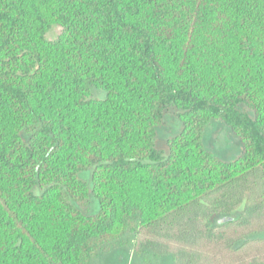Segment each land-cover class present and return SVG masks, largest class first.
Wrapping results in <instances>:
<instances>
[{
  "label": "trees",
  "instance_id": "1",
  "mask_svg": "<svg viewBox=\"0 0 264 264\" xmlns=\"http://www.w3.org/2000/svg\"><path fill=\"white\" fill-rule=\"evenodd\" d=\"M216 120L232 162L204 147ZM126 246L264 264V0H0V264Z\"/></svg>",
  "mask_w": 264,
  "mask_h": 264
},
{
  "label": "rangeland",
  "instance_id": "2",
  "mask_svg": "<svg viewBox=\"0 0 264 264\" xmlns=\"http://www.w3.org/2000/svg\"><path fill=\"white\" fill-rule=\"evenodd\" d=\"M61 29L54 27L47 35L49 40H56L60 34ZM94 96L103 98L105 94L103 92L94 90ZM182 131V124L177 116V112L173 109L167 111L164 115L162 125L157 129L156 147L165 156L168 155V141L177 136ZM203 144L206 150L210 151L221 161L232 162L236 160L243 152L242 145L234 135L233 131L223 121H213L206 129ZM88 174L81 175L82 179H87ZM258 195V194H255ZM95 202V201H94ZM91 203L89 211L91 213L96 212L97 206L95 203ZM239 213L233 214L231 218L238 216L242 213L243 206L238 210ZM226 217L215 216L212 219L213 225H218ZM172 259L170 256L157 258L147 253L137 256L130 247L119 248L109 254L100 255L91 264H171Z\"/></svg>",
  "mask_w": 264,
  "mask_h": 264
},
{
  "label": "water",
  "instance_id": "3",
  "mask_svg": "<svg viewBox=\"0 0 264 264\" xmlns=\"http://www.w3.org/2000/svg\"><path fill=\"white\" fill-rule=\"evenodd\" d=\"M230 220H231V218H226L222 222H226V221H230Z\"/></svg>",
  "mask_w": 264,
  "mask_h": 264
}]
</instances>
